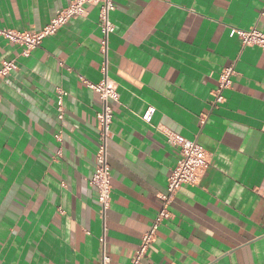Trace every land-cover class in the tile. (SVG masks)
Wrapping results in <instances>:
<instances>
[{"label":"crops","instance_id":"1","mask_svg":"<svg viewBox=\"0 0 264 264\" xmlns=\"http://www.w3.org/2000/svg\"><path fill=\"white\" fill-rule=\"evenodd\" d=\"M71 1L0 0V29L39 31ZM115 2L107 71L120 100L105 217L89 183L102 102L80 78L105 76L99 6L29 56L0 34V69L18 62L0 75V264H100L104 248L110 264H132L180 157L167 130L197 140L211 166L175 194L141 264H264V48L234 33L264 31V0ZM232 63L233 85L215 105L219 72ZM58 88L68 91L64 119Z\"/></svg>","mask_w":264,"mask_h":264},{"label":"built area","instance_id":"2","mask_svg":"<svg viewBox=\"0 0 264 264\" xmlns=\"http://www.w3.org/2000/svg\"><path fill=\"white\" fill-rule=\"evenodd\" d=\"M88 5H98L100 8L99 24L103 33L101 52L105 56L103 63L105 76L99 82L90 81L82 75H80V78L88 87L99 93L102 102L101 109L97 111L99 143L96 151V165L92 176L89 178V183L97 189L101 214L105 217L107 210L111 206L113 188L111 165L109 162V143L114 136L112 130L114 108L112 103L119 102L120 100L117 83L108 76L107 71L109 37L116 29V25L111 18V13L117 7L115 0H72L67 6L57 9L50 22L39 31L3 28L0 29V34L11 42L21 45L22 55L29 56L33 50L41 46L46 37L55 35L71 19L87 15ZM234 33L239 37L244 46L258 45L264 48V31L257 27L249 29L235 28ZM235 66V63H232L220 70L218 77L219 85L215 91V105L223 103L226 100L224 91L233 85V77L236 74ZM17 68L18 62L16 60H4L0 69V75L10 74ZM67 94L68 91L65 89H57V107L60 119H64V98ZM155 111L156 107L150 105L142 116L143 120L151 123ZM204 121L205 118H203ZM165 134L172 144L179 147L180 157L169 176L167 193L161 194L163 206L159 210L150 230L142 236L141 245L136 251L132 264L142 263V259L156 240L160 225L165 220L171 218L169 204L175 194L184 184L198 185L205 172L211 166V158L208 151L197 140L190 139L172 130L165 131ZM56 137L58 140H62V131H59ZM58 154H61V150ZM102 241L105 242V237H102ZM110 263L111 256L104 248L100 264Z\"/></svg>","mask_w":264,"mask_h":264}]
</instances>
